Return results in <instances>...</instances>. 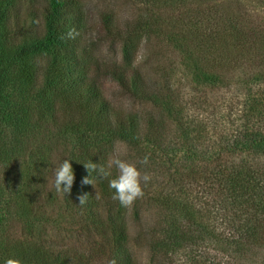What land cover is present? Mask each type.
Returning <instances> with one entry per match:
<instances>
[{
	"label": "trees",
	"instance_id": "trees-1",
	"mask_svg": "<svg viewBox=\"0 0 264 264\" xmlns=\"http://www.w3.org/2000/svg\"><path fill=\"white\" fill-rule=\"evenodd\" d=\"M130 1L148 5V22L138 25L136 19L100 12L96 24L84 29L87 18L80 0H43L39 8L31 5L23 13L17 8L21 0H0V164L7 166L9 159L15 160L12 146H6L8 134L12 142L50 126L66 139L59 162L71 159L74 170L71 191L58 197V202L47 197L50 183L45 167L52 163L50 154L40 153V149L31 152L32 164H16L18 178L10 171L3 174L0 264L9 257L22 264H241L232 253L255 257L264 264V157L251 160L246 154L233 158L228 154H234L235 148H253L264 155V121L258 116L261 126L244 121L256 132L240 134L230 145L233 149L224 146L223 152L208 154L209 166L189 164L174 171L160 168L161 161L166 162L164 146L171 123L183 135L190 130L198 136L200 125L211 130L215 114L210 117L202 112L209 105L206 100L194 106L191 97L184 100L179 96L164 68L163 45L153 63L127 60L129 43L138 35L145 37V44L151 36H165L172 43L169 36L161 34L162 27L153 14L154 5H166L167 0ZM190 1L189 13L194 11L195 21L200 14L207 19L219 12L215 3ZM204 8L208 9L206 15ZM38 10L39 24L35 22ZM185 18L183 14L176 19ZM88 29L91 34L119 41L124 62L82 56L80 44ZM178 36L177 45L186 51L184 58L194 60ZM143 51H149L147 44ZM96 72L114 84L112 90L103 89ZM205 73L206 78L209 72ZM117 90L140 107L120 101ZM185 105L189 111L183 112ZM191 106L197 109L195 118ZM258 115L261 118L260 112ZM118 141L128 146L130 157L144 166L147 175L154 172L153 177L159 178L160 169L166 171L162 177L169 180L165 191H159L160 182L154 186L149 178L141 181L143 195L132 204L124 206L113 199L115 190L109 181L118 170L113 166L110 175L103 176L98 169L107 168L112 157L106 144L112 149ZM186 142L182 145L187 147ZM90 162L97 165L89 177L93 183L82 184L89 174L84 164ZM32 166L34 174L30 176ZM85 192L86 202L80 204L77 196ZM9 215L16 218L18 226L7 223ZM63 222L66 235L59 236ZM16 227L20 229L13 230ZM225 247L230 251H217ZM141 250L147 258L141 256Z\"/></svg>",
	"mask_w": 264,
	"mask_h": 264
},
{
	"label": "rangeland",
	"instance_id": "rangeland-1",
	"mask_svg": "<svg viewBox=\"0 0 264 264\" xmlns=\"http://www.w3.org/2000/svg\"><path fill=\"white\" fill-rule=\"evenodd\" d=\"M80 1L86 11L85 18L87 19H85L86 22L82 27L84 29L87 27L90 29L93 24H96L100 12L113 13L121 17L136 19L138 25L149 21L146 18L148 12L145 10L148 8L147 4H135L130 0ZM168 1L166 5L162 4V2L155 4L153 14L155 15L156 23L162 27L161 34L169 36L172 43H169L165 36L163 39L158 36H151L150 41L146 43L149 51H143L144 45H146L144 41L145 37L138 35L129 43L130 56L127 60L134 58L135 62H138L143 59L146 62L153 63L160 57L157 53L160 46L163 45L166 51L164 55L165 60L161 56L164 61V68L167 71L166 74L171 76L170 81H172L173 86L177 89L179 96L184 100H189L191 97L189 102L194 106L199 100L204 99L209 105L207 106L206 104L207 107L203 108L202 112L211 115L210 117H214L212 114H215L211 130L205 124L200 125L198 136H195L190 130L189 133L188 131L185 132L187 135H183L176 125L171 123V129L167 131V146H164L168 150L165 158L166 162L162 160L160 168L174 171L188 168L189 164L190 166H194L193 164L196 166H205L207 164L206 166H209L211 163H208V154H219V152H223L224 146H228V150L235 148L230 147L235 138L239 139L241 137L239 135L245 132L251 135L252 132L256 131H253L249 126H252L253 122H255L254 126H261L264 121V0H200L206 5L211 2L215 3V7H218L219 12H215L214 17H208L207 19L200 14L196 21L194 11L193 13H189L192 7L190 0ZM42 3L43 0L34 3L29 0H21L17 8L23 13L29 6L34 5L35 8H39ZM205 10L208 9L204 8L206 15ZM40 13L41 11L38 10L37 17L35 18L36 21L34 20L38 24L41 21ZM183 14H186L187 17L183 21L176 19ZM212 24H217L220 29L217 28L215 30V25ZM212 28L214 31L210 33ZM89 29L88 33L82 37L83 40L81 39L80 51L83 54L82 56L90 60L102 59L107 61L117 60L119 63L124 62L122 45L119 41L113 42L103 34H91L89 33ZM38 30H41V28H38ZM178 35L188 45V51L194 56V60L192 58L188 60L184 58V56H187L185 55L186 51L183 49L184 46L177 45ZM175 38L177 39L174 40ZM138 41L140 42V49H138ZM206 71L209 72V75L205 78L203 75L206 74ZM94 74L96 79L102 83L103 89L109 91L113 89V83L111 84V81L104 74L97 72ZM196 76H198L196 78L197 81L195 80ZM216 77L219 78V81L216 80ZM117 96L120 101L126 104L140 107L139 103H132L124 96H120L119 91L117 92ZM202 104H205V101ZM189 105H185L182 108L183 112L189 111ZM191 107L193 108L192 111L195 118L197 109L195 108L196 111H194V107ZM244 107L246 111L242 112ZM257 107H259V111H257ZM258 112L262 114L261 118ZM243 113L247 114L244 116L245 120H241ZM219 116L222 118L219 119ZM257 116L262 122H257ZM175 117L178 118L176 114ZM244 121L249 126L247 124L244 125ZM7 137L6 146H8L7 144L12 146L14 151L13 158L15 160L9 159L7 166L0 164V178L3 177L6 171L14 173L18 178L16 164L19 166L22 161L32 164L33 161L30 159V153L40 149V153L45 152L52 157V163L45 167L49 183L51 184L54 178V170L60 164L59 160L62 157L66 139L52 130L50 126L43 127L35 133L26 134L16 141L13 140V143L10 141V134ZM184 141H187V147L182 145ZM188 147L190 148L188 149ZM112 149L115 150L113 155L111 153ZM112 149L110 145L106 144V152H109L110 156L120 155L122 159L136 165L141 175L146 174L143 171L144 166L138 165V161L130 157L128 146L125 143L118 141L114 143ZM235 150L234 154L228 153L231 156H227L233 158L237 155L245 156L246 154L251 160L264 157L259 150L256 152L253 148H243L241 150L235 148ZM155 154H159V151L155 152ZM36 155H38L37 152ZM33 166L30 169V176L34 174ZM162 169H160L159 178L153 177L154 172L148 174L154 186L160 182L159 191H165V183L169 182L168 178L162 179L163 175L166 174V171L162 172ZM173 177L174 173L171 179ZM50 184L48 185L50 192L47 197L51 202H58L57 198L60 196L63 198V193H58L54 186ZM171 185L172 181L170 180V188L173 187ZM0 203L3 202L0 201ZM60 206H63L62 202H60ZM49 208H51V205H49ZM45 210L49 209L46 208ZM67 217L66 214V221L68 222L70 219ZM10 219L7 223L12 221L11 224L18 226L15 217L13 219L11 217ZM75 226L77 227V225ZM16 229L20 228L16 227L13 230ZM57 233L59 236L66 235L64 222ZM83 244H86V241ZM140 248L138 247V249ZM141 251V256L147 258L146 251ZM217 251L229 252L230 250L225 247L224 250L221 248ZM232 255L241 264H261L259 259L255 257H245L244 255L235 253H232Z\"/></svg>",
	"mask_w": 264,
	"mask_h": 264
},
{
	"label": "clouds",
	"instance_id": "clouds-1",
	"mask_svg": "<svg viewBox=\"0 0 264 264\" xmlns=\"http://www.w3.org/2000/svg\"><path fill=\"white\" fill-rule=\"evenodd\" d=\"M71 159H64L59 166L54 170L53 186L58 193H70L74 182V170ZM146 162V159L145 161ZM88 171V175L81 180L82 184H91L93 181L89 178L91 171L97 170V165L94 162L84 164ZM115 166L118 170V175L109 181V187L114 189L113 199L119 200L121 205L128 206L137 198L143 195L141 181L147 182L148 175H141L136 165L122 159L120 155L113 156L107 164V168H99L98 171L103 176H109L111 168ZM88 193H82L77 196L78 202L84 204ZM2 264H22L18 258H6Z\"/></svg>",
	"mask_w": 264,
	"mask_h": 264
}]
</instances>
